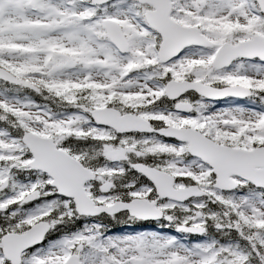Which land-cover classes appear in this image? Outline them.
<instances>
[{
    "label": "snow or ice",
    "instance_id": "obj_1",
    "mask_svg": "<svg viewBox=\"0 0 264 264\" xmlns=\"http://www.w3.org/2000/svg\"><path fill=\"white\" fill-rule=\"evenodd\" d=\"M0 264H264V0H0Z\"/></svg>",
    "mask_w": 264,
    "mask_h": 264
}]
</instances>
